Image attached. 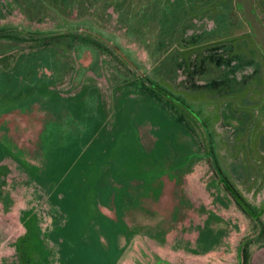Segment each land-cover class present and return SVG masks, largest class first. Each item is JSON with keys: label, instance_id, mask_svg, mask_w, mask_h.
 Returning <instances> with one entry per match:
<instances>
[{"label": "rangeland", "instance_id": "1", "mask_svg": "<svg viewBox=\"0 0 264 264\" xmlns=\"http://www.w3.org/2000/svg\"><path fill=\"white\" fill-rule=\"evenodd\" d=\"M166 1L0 0V30L4 33L48 35L46 44L35 42L0 58V111L23 105L39 89L65 106L67 133L62 144L68 142L61 152L49 150L42 171L23 163L15 168L23 180L15 182L16 189H21L17 208L23 230L18 227V212L0 211V217L8 221L5 228L0 220V264H100L95 260L94 233H87L95 227L98 194L101 198L108 191L111 180L124 190L131 178H160L168 164L179 162L181 154L192 147L190 140L198 141L208 155L192 164L185 175L187 188L200 190V198L207 195L206 189L212 190L210 180H215L224 200L223 182L240 185L234 178L237 166L241 178L249 177V182L256 179L260 165L263 181L264 61L257 56L256 71L247 65L235 76L228 66H216L230 61V41L247 37L251 42L247 25L235 15L231 20L216 16L205 22L212 31L209 35L198 28L204 26V16L197 22L192 17L184 20L180 6L177 9ZM220 1L207 6L218 9ZM76 34L89 42L111 41L113 46L106 50L120 59L116 67L96 59L82 75L81 92L67 96L62 89L67 85V72L74 70L69 56ZM207 72L213 73L210 78L220 76L221 82L214 79L210 86L205 84L200 75ZM103 75H107L106 90L97 84ZM239 75L251 78L248 92L235 82ZM60 82L61 89H56L54 85ZM7 154L0 143V159ZM209 155L218 160L220 168L215 173ZM257 190V186L248 187L255 204ZM121 204L120 210L139 233L116 264H237L231 250L235 242L210 257L177 255L178 247L170 244L174 237L175 242L181 241L176 209L169 220H163L161 208H139L151 222L139 223L146 221L136 219L139 209ZM214 206L234 208L218 200ZM244 221L249 223L246 234L256 231L252 218ZM46 223L49 231L44 228ZM23 233L14 245L15 256L12 239ZM50 234L76 244L59 242L61 252L56 259L47 241ZM221 234L214 231L215 236ZM86 235L88 243L82 240ZM221 243L216 241V249ZM22 251L24 256L18 259Z\"/></svg>", "mask_w": 264, "mask_h": 264}, {"label": "flooded vegetation", "instance_id": "2", "mask_svg": "<svg viewBox=\"0 0 264 264\" xmlns=\"http://www.w3.org/2000/svg\"><path fill=\"white\" fill-rule=\"evenodd\" d=\"M146 1H148L147 4L154 2V0ZM212 1L167 0L165 4L171 3L176 5L177 9L180 6L185 17V19L183 17L184 20L192 17L197 22L200 15L204 16L205 18L202 21L204 26L198 28L199 31H205L209 35L212 31L210 32L211 29H207L208 27L205 26V22L216 19V16H219L222 20H231L233 15H235V17H239L245 23L236 8L235 0H221L220 8L218 9H216V6L208 8L207 5ZM254 4L260 19L264 23V0H254ZM196 14L199 15L195 16ZM213 15H215V18ZM116 16L119 17L118 12ZM47 37L48 35L40 32H30L27 36L4 33L0 37V58L11 55L22 47L28 49L35 42H37V45L46 44L48 42ZM75 37L72 40L73 49H71L69 56L70 60L73 61L72 67H74V70L67 72L64 79V83L67 85H64L65 89H62L67 96H73L77 92H81L83 89V84L80 82L82 75L96 59L101 63L105 59L115 67L120 59L119 56H115L114 53L111 54L106 50L107 46H113L111 41H106V44H104L103 42L86 41L85 38L82 39L83 37H77V34ZM247 40V37H242L239 40L233 39L230 41V58H232V48L234 46L238 47L241 42ZM255 43L260 48V60L264 61V51L256 41ZM229 60L228 63L224 62L216 66L218 68L223 65L228 66L229 70L234 73V76L239 69L247 66L241 64L239 68L234 69L233 60ZM213 63L215 64L214 61ZM48 74L51 75L52 72L49 71ZM212 75L213 73L210 72L203 73L200 75V79L205 81V84H209V86L214 79H219L221 82L220 76L219 78H210L209 76ZM106 78L107 75H103L97 79V84L102 90L107 89ZM193 80L196 79L194 78ZM235 82L240 83V87H243L244 92H248L249 85H252L251 78L245 80L242 75H239ZM54 86L56 89H61V82ZM238 87H235V89ZM63 95L65 96V94ZM56 97L62 101L59 96ZM23 103V105L16 104L0 111V143L7 149L9 154L2 157V160L0 159V211L5 214L12 213L13 211L18 212L17 222L19 230H23V226L19 223V211L17 208L21 200V189L20 187L16 189L15 182L23 183V180L21 179L22 174H18L15 168H18L23 163L36 168L38 171H42L41 167L44 165L49 150L53 149L61 152V146H65L68 143L62 144L67 133L66 125L64 124L67 112L64 105L49 95L41 93L39 89L32 92ZM195 117L197 118V116ZM210 143L212 145L211 141ZM190 144L192 147L181 154L179 157H182L181 160L176 164H168L166 173L162 174L160 178L154 177L147 180L141 176L134 177L129 180V185L124 190L121 189L122 184L111 180L112 186L108 187V191L101 198L100 194H98V201L96 203L97 215L96 221H94L95 227L88 230L87 233H94L92 242L95 245V260L100 262V264H116L121 253L126 248L128 249V244L132 243L135 236L139 233L131 225V221L125 218V211L120 210V208H123L121 202L123 204H130L129 208H161L163 220H169L172 212L176 209L179 224L178 237L181 236V241L175 242L177 237H174L171 239L170 244L178 247L174 252H177L176 254L180 257L184 258L188 255L210 257L212 253L222 250L223 247H227L228 244L235 242L234 247L231 245V250L235 255L237 264H264V177L260 183L262 175V172L260 174V165L258 166L257 164L256 179L249 182V177L247 179L241 178L237 166L234 178L239 181L240 185L238 186V183L233 184L232 180L223 182L224 185L222 187L227 194L226 197L224 196L225 201L222 194H219V190H222V188L218 189L216 187L215 180H210L212 188L210 190L212 192L209 189L207 192L206 189L204 192L207 195L205 194L202 196L203 198H200V190L196 193L195 190L191 191L187 188L185 175L187 172H191L188 169L192 164L193 166L194 164L196 165L201 157L208 155L205 154V151H201L198 141L191 142L190 140ZM261 146L264 147V124H261L260 121ZM261 152L264 153V151ZM209 157H211L212 169L215 173L220 168L218 160L216 156L213 158V156L209 155ZM250 186H257L258 188L256 199H254L257 204L253 203L248 195V187ZM260 186H262L261 195ZM14 191L15 195H12ZM206 198L209 202H204L203 204L202 201ZM136 200V204L133 205V202ZM217 200L224 202L225 205L226 202H230L234 208H215L214 205ZM135 215L136 219L144 217L146 220L139 223L150 222L149 215L145 216L147 215L145 211L139 209L138 212L135 211ZM248 217L252 218L256 225V231L251 234L250 232H247V234L245 232L249 223H246L244 220L248 219ZM0 220L4 222V227L6 228L8 221L2 217H0ZM120 223L122 226H120ZM44 228H49L47 223ZM216 230L222 233L221 236L214 235V231ZM25 233L16 234L13 237L11 246L14 252V245L19 242ZM218 239L223 240V243L216 249L215 243ZM82 240H86L88 243L90 237L88 235L83 236ZM47 241L52 245V251L56 259L59 258L58 252H61L59 242L67 241L68 245L76 244L68 243L69 241L65 237L56 236L55 234L48 235ZM252 244L255 246H252ZM133 245L134 243L130 247ZM132 248L135 249L137 246ZM148 249L150 248L148 247ZM23 256L24 252L22 251L18 254V259H21Z\"/></svg>", "mask_w": 264, "mask_h": 264}, {"label": "water", "instance_id": "3", "mask_svg": "<svg viewBox=\"0 0 264 264\" xmlns=\"http://www.w3.org/2000/svg\"><path fill=\"white\" fill-rule=\"evenodd\" d=\"M235 5L253 38L264 51V23L257 13L254 0H235Z\"/></svg>", "mask_w": 264, "mask_h": 264}, {"label": "trees", "instance_id": "4", "mask_svg": "<svg viewBox=\"0 0 264 264\" xmlns=\"http://www.w3.org/2000/svg\"><path fill=\"white\" fill-rule=\"evenodd\" d=\"M4 35V31L0 30V37ZM251 37V42L243 41L241 42L238 47L232 48V60H233V68L237 69L240 67L241 64L244 65H252L255 71L259 68L258 61L259 59L257 56H260V48L255 43V40L249 32ZM235 45V44H234Z\"/></svg>", "mask_w": 264, "mask_h": 264}]
</instances>
